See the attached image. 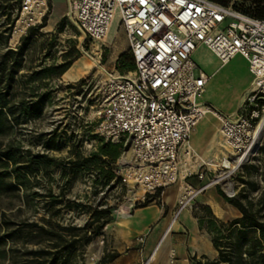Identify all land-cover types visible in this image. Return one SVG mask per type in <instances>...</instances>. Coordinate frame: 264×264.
Masks as SVG:
<instances>
[{
	"label": "rangeland",
	"instance_id": "obj_1",
	"mask_svg": "<svg viewBox=\"0 0 264 264\" xmlns=\"http://www.w3.org/2000/svg\"><path fill=\"white\" fill-rule=\"evenodd\" d=\"M17 8L13 7L10 10L9 20L6 19L3 11H0V54L8 48L15 49L22 44V36L28 34L29 27L20 33L13 44L11 43L13 32L20 18ZM65 13L66 5L63 0H48L46 15L41 23L34 25L36 29L29 35L30 40L25 50L23 67L15 77L24 79V76L43 65L62 62L63 56L71 57L74 52L73 46H75L79 57L69 67L70 77L68 75L53 77L46 80V86L37 87L38 92L48 89L50 94L42 115L34 120L21 121L9 136L0 137L2 144L10 141L14 145H20L23 149L54 157L60 161V164L55 166L49 175L40 173L35 179L31 177L27 189L10 195H0V211L6 212L7 217L14 222L15 225L11 228H16L17 224L32 221L46 225L45 220L49 219L56 231L67 234V238H74L76 240L74 245L56 255L57 264H145L153 247H146L147 237L142 244L137 243L134 238L135 234L126 237L124 226L127 225L126 220L131 217L134 209L145 208L149 205L161 207L160 195H153L144 201L132 199L131 195L135 191L131 190L130 193L119 183L116 162L112 165L115 176L108 182H105V173L98 168L93 170L82 168L74 171L72 165L68 163V160L75 159L77 154L85 156L96 151L101 142H104L96 134L95 129L101 114V96L107 82V74L98 73L95 68L85 72L83 67L85 63H90L91 59L99 58L106 72L109 73L113 67L117 69L116 57L119 51L128 52L127 39L123 32L117 29V24L114 22L112 27L118 31L115 37L111 41L97 40L91 46L89 42L82 41L76 27L67 19ZM42 24L44 25L40 27ZM20 25L24 26L22 22ZM100 50L102 52L99 56ZM216 64L218 61L213 62L211 66ZM216 76L219 88L212 91L211 97L222 106L223 110L230 109L242 93L243 86L251 80L245 61L241 57L233 59L229 65L220 68ZM30 91L29 85L25 86L21 83L17 86L19 96H27ZM207 97L208 95L205 94L204 99ZM255 103V109L260 111L261 106L264 105V99H256ZM211 106L213 110H217L213 105ZM241 110H237L239 114ZM219 130L220 122L214 121L212 135L211 133L204 134L202 149L208 151L210 157H213L214 152L211 142L219 139ZM124 142V140L120 142V148ZM52 143L55 147L49 148L48 144ZM221 158L222 154L218 152V159ZM203 168L205 167L202 166L200 170ZM197 169L198 166L189 168L192 175L185 179V182L196 189L207 186L192 200L193 205L189 211L196 219L201 214L208 215L204 209L205 205L200 202L211 200L213 195L221 197L218 190L228 197H233L231 196L233 192L234 196H238L243 189H248L241 180L254 182L259 189L264 187V181H262L264 139L258 145L256 155L245 167L222 169L208 166L207 175L202 180H199L194 173ZM172 187L176 189L175 184ZM34 191L38 193L37 196L32 195ZM48 191L57 195L60 200L58 204H51ZM256 195L257 192H252L250 197ZM104 210L107 211L105 215H102L99 221H95L97 212ZM176 210L175 205L173 211ZM236 212L238 217L239 213L237 210ZM172 216L174 217V214ZM104 217L107 219L105 224L97 230L96 235H92L91 231L97 229ZM207 220L208 218L205 219ZM220 220L228 221L227 219ZM65 228L72 230H63ZM26 234L27 228L23 227L20 239L15 242H6L4 245L6 256L0 258V264H29L27 263L29 258L24 254L25 248L53 250L50 242L45 239L38 244L27 243ZM171 235H176V233L172 232ZM66 244L61 243L58 249L61 250ZM10 248L13 250H8ZM176 248L178 250L176 255L179 256V249L182 247L177 246ZM112 255L115 257L111 261L102 262L103 259H108ZM50 257L48 256L47 260ZM193 257L200 258L201 256H188L190 264ZM157 262H160V259ZM184 264L187 263L184 262Z\"/></svg>",
	"mask_w": 264,
	"mask_h": 264
},
{
	"label": "built area",
	"instance_id": "obj_2",
	"mask_svg": "<svg viewBox=\"0 0 264 264\" xmlns=\"http://www.w3.org/2000/svg\"><path fill=\"white\" fill-rule=\"evenodd\" d=\"M63 1L65 15L82 41L92 46L114 22L127 39L134 68L120 72L113 67L108 73L95 132L106 142L125 141L116 174L121 186L141 190L135 201L161 195L176 184L182 147L205 112L213 110L198 100L209 80L194 60L200 47L207 48L222 65L236 55L248 62L254 90L238 108L240 114L237 111L231 117L218 111L219 131L228 159L237 157V167L256 155L258 146L247 153L253 129L264 118V105L260 111L255 109L256 99H264V18L235 9L233 1L228 5L212 0ZM47 9L48 0H21L17 12L26 29L41 23ZM207 172L208 165L200 163L194 173L202 180ZM191 175L187 170L184 180ZM206 187L196 189L186 182L176 198L174 217L182 208L191 209L194 193ZM144 239L145 235L135 238L140 244ZM171 253L173 257V249Z\"/></svg>",
	"mask_w": 264,
	"mask_h": 264
},
{
	"label": "trees",
	"instance_id": "obj_3",
	"mask_svg": "<svg viewBox=\"0 0 264 264\" xmlns=\"http://www.w3.org/2000/svg\"><path fill=\"white\" fill-rule=\"evenodd\" d=\"M20 1L0 0V11L2 10L6 15V19L9 20L10 10L13 7H18ZM212 1L222 5H228L233 1L232 6L235 9L256 18H264V0ZM35 29V26H30L28 34L21 38L22 44H19L15 49L8 48L0 54V137L9 136L21 121L34 120L42 115L50 94L48 89L44 92H38L37 87L46 86L47 79L63 75L79 57L78 50L73 46L74 52L71 57L65 55L62 62L43 65L24 76V79L23 77L17 79L15 76L23 67L25 50L30 40L29 35ZM127 53L122 52L117 57L116 67L120 72L134 68L132 56ZM21 83L31 87L29 95L19 96L17 93V86ZM48 147L54 148L55 146L52 143L48 144ZM120 147V143L104 141L101 142L96 151L85 156L77 154L76 158L68 160V163L72 165L74 171L82 168L87 170L98 168L105 173L104 179L105 182H108L110 178L115 176L112 165L120 156ZM58 164L60 161L47 154L23 149L20 145H14L10 141L5 144L0 143V195H10L27 189L31 177L35 179L40 173L49 175ZM117 179L119 178L117 177ZM241 181L248 189H243L238 196L228 197L218 190V194L238 211V217L228 221L220 220L212 214L208 206H204L208 213L204 217L208 220L205 221L199 216L198 223L209 233L217 256L213 259L205 256L193 257L191 264H264V187L259 189L254 182ZM262 181H264V174H262ZM252 192H257V195L250 197ZM32 195L37 196L38 193L34 191ZM48 196L51 204L60 202L57 195L50 191H48ZM106 212V210L97 212L94 220L99 221ZM105 217L98 224L97 229L91 231L92 235H96L97 230L105 224L107 220ZM45 224L47 226L36 221L23 222L17 224L16 228H11L15 225L14 222L7 217L6 212L0 211V258L6 256L4 248L6 242H15L20 239L22 228L26 227L27 243L38 244L42 239H45L50 242L53 249L50 251L41 248H25L24 254L29 258L27 263L57 264L56 255L74 245L76 240L67 238V234L56 231L49 219L45 220ZM63 230L70 231L72 229L65 228ZM61 243L67 244L60 250L58 248ZM48 256L51 257L47 260ZM114 257L112 255L108 259H103L102 262L107 263Z\"/></svg>",
	"mask_w": 264,
	"mask_h": 264
},
{
	"label": "crops",
	"instance_id": "obj_4",
	"mask_svg": "<svg viewBox=\"0 0 264 264\" xmlns=\"http://www.w3.org/2000/svg\"><path fill=\"white\" fill-rule=\"evenodd\" d=\"M199 51L201 52L200 55H199L200 53ZM122 52L123 51H119L118 55ZM238 57H241L245 61L247 71L249 72L248 62L240 55L234 56L232 59L229 60V63H231L233 59ZM213 59L216 60L217 58L205 47L198 48L194 53V60L196 62L198 69L209 75V80L203 92V94L204 95L207 94L208 97L207 99H204L203 97V99L200 100V102L209 103L219 111L223 112L224 114H228V113L230 114L233 108L236 107V111H235L236 113L238 108L240 107V104L242 103L241 96L248 92V87H249L248 85L250 81L243 86L242 88L243 91L235 100L234 105L230 109L223 110L222 106L217 101H215L213 97H211V93L213 90H217L219 88V83L217 84V79H216L217 77L216 72L220 68L229 65V63L222 65L217 59L216 62L218 61V64H216L215 66L206 67L208 64H210V62ZM249 74L251 75L250 72ZM251 79L253 80L252 75H251ZM208 84L209 87L207 89L206 87ZM206 124H208V121L204 120L200 122V124H198L197 127L195 126L193 128L195 138L199 137L197 138V141L199 142L201 149L204 145V134L211 133L212 130V126L209 125L205 126ZM216 141L217 139H214L211 142V148H213L214 151L213 155L215 152L216 154H218V150L215 145ZM207 153L208 151L205 150L202 151L203 155H206ZM176 198H177V189H174L172 186H169L165 188L160 195V200L162 202L161 207L158 206L154 207L153 205H149L148 207L145 208L134 209V211L131 213L132 214L131 217L126 220L128 222L127 225L124 226V235L126 237H129L135 234L136 236L134 238H136L137 236L143 234L145 235V238L147 237L146 247L147 248L153 247L154 250L158 241L161 240L163 231L168 225L170 219L173 217L172 215L174 214L173 210L176 205ZM197 199H199V197ZM207 201H202L200 203H202L205 206H208L211 209L212 213L219 219L232 220L237 217L236 209H234V207H232L229 203H227V201H225L222 197L213 195L211 197V200L207 199ZM176 217L178 218V228L172 230V232L176 233V235H171L172 232L170 233L171 235L170 243H169L170 255L165 254L164 256L165 259L167 260V264H184V262L190 264L188 256H195V255L197 257L205 256L209 259L216 258L217 251L212 245L211 237L207 232V230L204 227H200L198 223L199 217H197V219L192 217L189 208H182L181 210H179ZM200 217L205 219L204 215L202 214L200 215ZM177 246L182 247L181 249H179L180 251L179 256L176 255L178 252L176 248ZM172 249L174 250L173 257H171ZM154 263L163 264L161 261L160 262L156 261Z\"/></svg>",
	"mask_w": 264,
	"mask_h": 264
},
{
	"label": "bare ground",
	"instance_id": "obj_5",
	"mask_svg": "<svg viewBox=\"0 0 264 264\" xmlns=\"http://www.w3.org/2000/svg\"><path fill=\"white\" fill-rule=\"evenodd\" d=\"M20 23H21V20H18L17 21V26H16L15 31L13 32V35H12V38H11V43L12 44L20 36V33H22L23 30L25 29V25L21 26ZM112 28L110 29V31L101 40L111 41L115 37V35L117 34L118 31H117V29H114V28H113L114 30H112ZM103 45L106 46L105 43H103ZM212 61L216 62L215 59H213ZM212 61L206 67L211 66L212 63H213ZM227 63H229V61L226 62L225 64H227ZM83 68L85 69V72L95 68L98 73L107 74L106 76L108 77V72L105 71L103 65L99 61V58L98 59H91L90 63H87V64L85 63ZM63 75H68V77H70L69 68H68V70H66L63 73ZM248 86H249L248 87V92L254 90V79L250 80ZM248 92L241 96V101L242 102L245 100L246 95L248 94ZM203 97H204V94L202 93L201 97L198 98V100L199 101L202 100ZM235 111H236V107L233 108V110L230 112V114L228 113V116L234 117L235 114H236ZM220 118H221V115H220V113H218V111H216V110H208V111L205 112V114L203 115L201 120L195 126L197 127V125L200 124V122H202L204 120L208 121V124H206L205 126H207V125L213 126L214 121L215 122L219 121ZM219 136H220L219 140H217L215 142V145L217 147L218 152H220L222 154V158L221 159H218V154H216V152L214 153L213 157H210L208 155V153L206 155L202 154L203 149L200 148V144L197 141V138H199V137L195 138V134H194L193 129H192L190 137H189V141L186 142L183 145V147H182V155H183V157H182V160H181L180 174H179V179H178V181L175 184V188L177 189V197L183 191V189L186 186V182L184 180V176H185V171H187L189 168H193V167L195 168V167L199 166L200 163H204V164H206L208 166H212V167H220L222 169L236 168L237 167V162H238L237 157L233 156V157H231V159H228V157H229L228 156V149L226 148V146L223 143L221 133L219 134ZM262 139H264V118H262L261 121L258 122L257 125L253 129V141H252L251 148H250L249 152L247 153L248 155H249V153L251 151L255 150V148L261 143ZM200 142H201V140H200ZM134 191H135V193H132L133 195H131L132 199L135 198V196H138V195L141 194V190H139V189L134 190ZM130 193H131V191H130ZM197 195H198V192H195L194 193V198H196ZM175 228H178V218L177 217H172L170 219L168 225L166 226L165 230L163 231L161 240L158 241V243L156 244L154 250L152 251L151 255L149 256V258H148V260H147V262L145 264H149L151 262H156L158 259H160V261L163 264H167V260L165 259L164 256H165V254H169L170 255V250H169V243H170V236H171L170 233Z\"/></svg>",
	"mask_w": 264,
	"mask_h": 264
}]
</instances>
